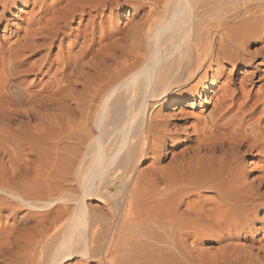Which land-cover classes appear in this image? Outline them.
<instances>
[{
    "label": "bare ground",
    "instance_id": "obj_1",
    "mask_svg": "<svg viewBox=\"0 0 264 264\" xmlns=\"http://www.w3.org/2000/svg\"><path fill=\"white\" fill-rule=\"evenodd\" d=\"M259 82L264 0H0V264H264Z\"/></svg>",
    "mask_w": 264,
    "mask_h": 264
},
{
    "label": "rangeland",
    "instance_id": "obj_2",
    "mask_svg": "<svg viewBox=\"0 0 264 264\" xmlns=\"http://www.w3.org/2000/svg\"><path fill=\"white\" fill-rule=\"evenodd\" d=\"M255 91H258L259 90V92H262V91H264V82H259V83H257L256 84V86H255V89H254ZM212 110V106L209 108V109H205L204 110V112H206V114H208V113H210V111ZM201 110H197V112H200ZM232 242H234L233 244H235V237H231V238H229V239H227V240H219V241H214V243L213 244H211L212 245V248H211V250L213 251V250H215L216 251V249H219V248H224V247H227V246H229V245H232ZM225 245V246H224ZM215 251H213V252H215Z\"/></svg>",
    "mask_w": 264,
    "mask_h": 264
}]
</instances>
